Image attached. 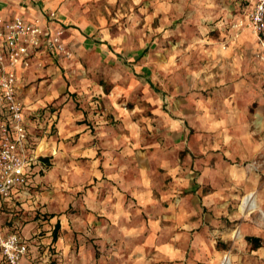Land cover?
<instances>
[{"label":"rangeland","instance_id":"rangeland-1","mask_svg":"<svg viewBox=\"0 0 264 264\" xmlns=\"http://www.w3.org/2000/svg\"><path fill=\"white\" fill-rule=\"evenodd\" d=\"M248 4L62 0L71 54L33 67L26 96L42 116L40 122L31 117L32 125L49 128L55 113L50 134L59 137V121L70 111L66 141L73 148L80 136L74 123L87 124L94 135L97 121L107 120L126 137L118 147L138 149L141 162L156 165V203L142 207V244L153 226L160 228L156 246L142 255L134 249L138 236H109L107 223L92 220L85 202L92 184L76 189L69 162L52 156L51 166L37 173L34 194L42 202L24 208V220L4 219L7 228L19 223L27 236L45 227L33 236L39 248L26 262L35 254L37 263L47 264H220L225 257L232 264H264V62L253 54L252 31L235 27L246 23ZM110 141L106 145L115 144ZM248 193L260 211H241ZM189 194L199 212L179 202ZM65 215L72 217L69 226ZM189 221L201 225L198 243L175 235ZM250 237H260L261 246Z\"/></svg>","mask_w":264,"mask_h":264},{"label":"crops","instance_id":"crops-1","mask_svg":"<svg viewBox=\"0 0 264 264\" xmlns=\"http://www.w3.org/2000/svg\"><path fill=\"white\" fill-rule=\"evenodd\" d=\"M61 2L62 0H0V15L5 18L21 15L27 20L39 18L43 20L44 23L51 24L55 27H62L67 36V33H69V30L72 28L69 27L70 25L65 21L64 17L66 16L67 9L65 6L60 7ZM52 13H55L54 19L51 18ZM257 50L258 45L255 40V49L253 53L255 57ZM54 59H56V57L52 58L51 63L55 61ZM58 61L61 60L58 59ZM32 69L33 67L29 69L19 68L21 84L20 95L25 105L28 130L35 142L37 153L43 159L49 158V164L52 156L59 158V162L68 161L69 163L66 167L74 172L75 177L73 184L76 189H81L87 182L92 184L89 188L88 195L86 194L85 202L90 205V216L92 220L97 222L101 221L100 225H102V227L104 223H107V229L105 231L109 236H111L113 232L114 234H118L120 238H124L127 235L138 236L142 234L145 236L147 233L146 224H144V228L140 222L143 212L142 207L156 203V165L153 163L146 165L144 162H141L139 158L140 151H138V149L130 146L118 147L117 144H125L126 137H124L123 134H117L118 131L113 128V125L107 123V120L102 119L97 121L99 126L94 135L89 134L87 124L84 126V124L78 125L74 123V134L80 136L73 148L72 145H69V142L66 141L68 136L72 134V131L69 129V123L74 121L70 116V111L67 110L64 117L59 121V137H54L50 134L51 128H53L55 123L54 118H57L55 113L49 115L50 118L47 120L50 124L49 128H43L41 124L33 126L31 117H35L36 120L40 122L42 114L39 113V108L36 104H29V100L26 96L30 89L28 87L30 86L29 83L31 80H28V78L32 74ZM33 106H36V108L32 109ZM46 113H48V111H45V114ZM72 128L73 127H71V129ZM37 133H39V135H37ZM113 139L115 144H113V142L106 145L107 141ZM72 154L74 158L71 157ZM50 166L51 164L49 167ZM38 183V175L36 174L32 181L30 193L24 194L16 192L7 200L0 199V225H2L6 231L12 229V231L19 232L27 240L30 254L34 253L36 249L39 248V246H37V239L35 238L32 240L33 236L38 233L40 234L45 227H43V229L34 228L33 231L29 233L31 235L27 236L19 223H14L12 228H7L4 219L10 221L14 219H26L25 214L27 209L23 211L24 208L31 205L32 209L35 208L33 207L34 204L37 205L38 202H42L34 194V189L37 187ZM174 195L177 194L174 193ZM179 202L183 206L191 202L194 206L193 210L199 212L197 198L195 196H190L189 194L180 197ZM171 210L175 211L173 207ZM190 210L191 209H187V212H190ZM71 220L72 217L65 215L66 226H69ZM175 220H177V217H175ZM182 226H186V228L179 233L177 232L175 234L176 236L193 237L194 244L200 242L202 235L198 231L201 227L199 223L190 221L189 223L183 222ZM158 228H160V225H155L150 229L155 232L150 234L151 238L149 240L147 239L144 241V245L140 241L139 236L136 237L138 244L134 246L135 252L142 255V253H147L149 246H156L157 240L155 236L157 235L156 230ZM172 239H174L173 236ZM176 240L177 238L171 240L168 246L172 248V246L176 244ZM41 242L43 243V241ZM61 244L63 245L64 241H61ZM167 248L168 247H165V249ZM36 256L35 254L33 255L32 262H26L25 259V264H47L44 259V261L37 263L35 261L37 260L35 259ZM2 264L4 263L2 262ZM134 264H143V260L136 259Z\"/></svg>","mask_w":264,"mask_h":264},{"label":"built area","instance_id":"built-area-1","mask_svg":"<svg viewBox=\"0 0 264 264\" xmlns=\"http://www.w3.org/2000/svg\"><path fill=\"white\" fill-rule=\"evenodd\" d=\"M242 1L249 3L246 23L242 20L235 27L242 29L246 24L252 31L258 45L256 57L264 62V0ZM70 54L62 27L39 18L0 15V199L30 193L34 176L49 167L28 130L19 68H43L52 58ZM28 253L27 240L0 225V264H25Z\"/></svg>","mask_w":264,"mask_h":264},{"label":"bare ground","instance_id":"bare-ground-1","mask_svg":"<svg viewBox=\"0 0 264 264\" xmlns=\"http://www.w3.org/2000/svg\"><path fill=\"white\" fill-rule=\"evenodd\" d=\"M240 209L242 212H255L260 211V206L258 205L257 201L255 200L254 193H248L245 195L240 204ZM262 211L264 217V211ZM220 264H232L228 257L223 258L220 261Z\"/></svg>","mask_w":264,"mask_h":264},{"label":"trees","instance_id":"trees-1","mask_svg":"<svg viewBox=\"0 0 264 264\" xmlns=\"http://www.w3.org/2000/svg\"><path fill=\"white\" fill-rule=\"evenodd\" d=\"M44 162L49 163V159L48 158H44L43 159ZM59 225H57V227L55 226V228L57 229ZM58 239V234L57 232H54L53 235V241H57ZM252 244H254L255 247H260L261 246V238L260 237H250L248 239Z\"/></svg>","mask_w":264,"mask_h":264}]
</instances>
